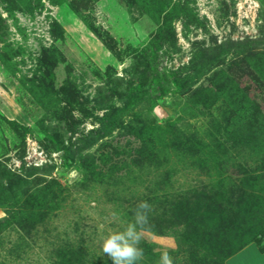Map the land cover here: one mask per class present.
Instances as JSON below:
<instances>
[{
  "label": "rangeland",
  "instance_id": "374dc122",
  "mask_svg": "<svg viewBox=\"0 0 264 264\" xmlns=\"http://www.w3.org/2000/svg\"><path fill=\"white\" fill-rule=\"evenodd\" d=\"M140 201L139 264H264V0H0V264H111Z\"/></svg>",
  "mask_w": 264,
  "mask_h": 264
},
{
  "label": "clouds",
  "instance_id": "9594fccd",
  "mask_svg": "<svg viewBox=\"0 0 264 264\" xmlns=\"http://www.w3.org/2000/svg\"><path fill=\"white\" fill-rule=\"evenodd\" d=\"M152 205L147 201H140L133 209V222L123 231H115L107 235L102 241V252L111 264H139L144 257L143 248L139 247L141 233L149 227V213ZM158 264H174L168 251L161 253Z\"/></svg>",
  "mask_w": 264,
  "mask_h": 264
},
{
  "label": "trees",
  "instance_id": "16d2710c",
  "mask_svg": "<svg viewBox=\"0 0 264 264\" xmlns=\"http://www.w3.org/2000/svg\"><path fill=\"white\" fill-rule=\"evenodd\" d=\"M172 77H174V75Z\"/></svg>",
  "mask_w": 264,
  "mask_h": 264
}]
</instances>
